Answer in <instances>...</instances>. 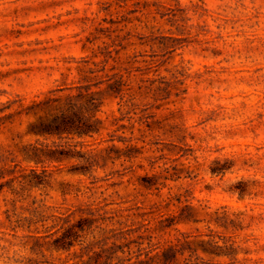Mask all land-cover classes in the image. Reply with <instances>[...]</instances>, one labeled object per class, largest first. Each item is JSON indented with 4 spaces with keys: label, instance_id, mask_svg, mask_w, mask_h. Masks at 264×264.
<instances>
[{
    "label": "rangeland",
    "instance_id": "obj_1",
    "mask_svg": "<svg viewBox=\"0 0 264 264\" xmlns=\"http://www.w3.org/2000/svg\"><path fill=\"white\" fill-rule=\"evenodd\" d=\"M72 263L264 264V0H0V264Z\"/></svg>",
    "mask_w": 264,
    "mask_h": 264
},
{
    "label": "trees",
    "instance_id": "obj_2",
    "mask_svg": "<svg viewBox=\"0 0 264 264\" xmlns=\"http://www.w3.org/2000/svg\"><path fill=\"white\" fill-rule=\"evenodd\" d=\"M57 92L56 91H52ZM90 107V116L86 120V133L93 134L100 131V127L97 124L100 123L99 119H95V113L100 109L101 103L97 104V95L94 93H89ZM58 101V100H54ZM82 118V113L80 109L74 108H61V105H54L47 116L42 117L43 123H46L44 126V132L50 134H63V133H78L77 125ZM73 264V263H72ZM76 264V263H74ZM86 264V263H83Z\"/></svg>",
    "mask_w": 264,
    "mask_h": 264
}]
</instances>
